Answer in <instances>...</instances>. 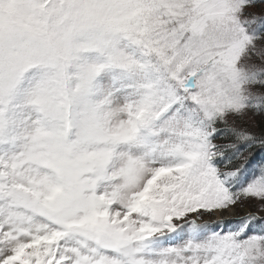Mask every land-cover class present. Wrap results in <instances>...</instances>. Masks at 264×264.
<instances>
[{
	"label": "snow or ice",
	"instance_id": "1",
	"mask_svg": "<svg viewBox=\"0 0 264 264\" xmlns=\"http://www.w3.org/2000/svg\"><path fill=\"white\" fill-rule=\"evenodd\" d=\"M0 264H264V0H0Z\"/></svg>",
	"mask_w": 264,
	"mask_h": 264
},
{
	"label": "rangeland",
	"instance_id": "2",
	"mask_svg": "<svg viewBox=\"0 0 264 264\" xmlns=\"http://www.w3.org/2000/svg\"><path fill=\"white\" fill-rule=\"evenodd\" d=\"M239 215H243V211H242V210H237V213H236L235 216H227L226 218H227V219H235V218H237V216H239ZM208 219L215 220V219H218V218H216V217H210V218H208Z\"/></svg>",
	"mask_w": 264,
	"mask_h": 264
}]
</instances>
